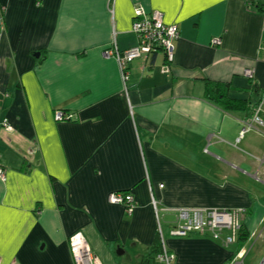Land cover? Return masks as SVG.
Here are the masks:
<instances>
[{
    "label": "crops",
    "instance_id": "0c3cea01",
    "mask_svg": "<svg viewBox=\"0 0 264 264\" xmlns=\"http://www.w3.org/2000/svg\"><path fill=\"white\" fill-rule=\"evenodd\" d=\"M2 6L0 264H75L77 232L102 264H125L115 255L131 256L129 244V264H162L157 246L171 264H264V125L253 121L264 95V0ZM138 8L177 25L172 60L162 49L122 65L105 55L140 44ZM210 84L228 85L233 104L212 98ZM59 110L71 117L56 119ZM112 192L132 193L133 210L109 202ZM179 208L242 209L247 240L173 235Z\"/></svg>",
    "mask_w": 264,
    "mask_h": 264
},
{
    "label": "built area",
    "instance_id": "2783aa9c",
    "mask_svg": "<svg viewBox=\"0 0 264 264\" xmlns=\"http://www.w3.org/2000/svg\"><path fill=\"white\" fill-rule=\"evenodd\" d=\"M4 12H6V7L2 6L0 8V28H4ZM136 13L137 18L132 23V29L138 35L140 44L125 50L123 56H121L117 47L107 50L105 55L115 57L122 65L145 52H156L162 49L166 53L167 58L172 60L175 51L174 40L179 36L177 25L166 23L163 13L159 10L147 13L142 8H138ZM218 43L219 38L216 37L212 40V44L217 45ZM244 73L246 76L252 77L254 70L249 68ZM261 109H264V95L259 100L256 113L253 116L254 122L264 125V121L258 114ZM55 117L58 120H62L71 117V115L68 116V114L59 110L56 112ZM3 125L8 129L11 128L7 118H4ZM0 178L6 180L5 172L1 165ZM108 200L114 204H125L127 209L131 211L134 208V196L129 192H112L108 196ZM178 212L179 221L171 230L173 235L187 236L194 231H211L215 238H223L222 242L225 245L233 244L237 241V235H239L242 225L240 222L242 209L179 208ZM224 230L229 231L227 237H222ZM70 248L75 264H102L98 256L92 253L90 245L82 232H77L70 237ZM157 258L162 264H171L173 255L166 246H163Z\"/></svg>",
    "mask_w": 264,
    "mask_h": 264
},
{
    "label": "trees",
    "instance_id": "16d2710c",
    "mask_svg": "<svg viewBox=\"0 0 264 264\" xmlns=\"http://www.w3.org/2000/svg\"><path fill=\"white\" fill-rule=\"evenodd\" d=\"M227 87H229V86L228 85H223V84H216V85L215 84H212V85L210 84L209 85L208 94H211L210 96L212 98H219L221 100H222V97L225 95L226 96L225 102L227 104H230V103L233 104L232 99L228 100V97H227L228 95H226L227 94V92H226V88ZM244 103H246V102H244ZM248 234H249L248 232H245V231L242 230V225H241V230L239 232L238 241L240 240L241 242H245L247 240ZM157 250H158L157 252L160 253V251L162 250V247L160 249H158V246H157ZM156 255H158V254H156Z\"/></svg>",
    "mask_w": 264,
    "mask_h": 264
},
{
    "label": "rangeland",
    "instance_id": "374dc122",
    "mask_svg": "<svg viewBox=\"0 0 264 264\" xmlns=\"http://www.w3.org/2000/svg\"><path fill=\"white\" fill-rule=\"evenodd\" d=\"M107 50H109V49H106L105 50V52L107 51ZM72 236V235H71ZM69 245H70V237H69ZM128 249H129V252L131 253V256H129L128 254H118V252L116 253L117 255H115V258L116 259H119V260H124V262H125V264H129V261L130 262H133V263H135L136 262V259H135V250H134V248H133V246H131V244H129L128 245ZM70 251H71V248H70ZM91 251H92V249H91ZM92 253H93V251H92ZM71 254H72V252H71ZM94 254V253H93ZM95 255V254H94Z\"/></svg>",
    "mask_w": 264,
    "mask_h": 264
},
{
    "label": "water",
    "instance_id": "95a60500",
    "mask_svg": "<svg viewBox=\"0 0 264 264\" xmlns=\"http://www.w3.org/2000/svg\"><path fill=\"white\" fill-rule=\"evenodd\" d=\"M37 55H39V54L37 53ZM120 252H123V251H118V254H119Z\"/></svg>",
    "mask_w": 264,
    "mask_h": 264
}]
</instances>
